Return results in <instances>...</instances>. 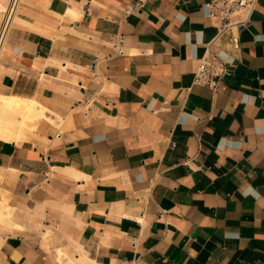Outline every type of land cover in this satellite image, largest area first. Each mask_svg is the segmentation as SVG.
Returning a JSON list of instances; mask_svg holds the SVG:
<instances>
[{
  "label": "crops",
  "instance_id": "0c3cea01",
  "mask_svg": "<svg viewBox=\"0 0 264 264\" xmlns=\"http://www.w3.org/2000/svg\"><path fill=\"white\" fill-rule=\"evenodd\" d=\"M208 1L24 0L0 96L35 119L0 138V264H264V0L218 38ZM207 49L234 59L217 91Z\"/></svg>",
  "mask_w": 264,
  "mask_h": 264
},
{
  "label": "built area",
  "instance_id": "2783aa9c",
  "mask_svg": "<svg viewBox=\"0 0 264 264\" xmlns=\"http://www.w3.org/2000/svg\"><path fill=\"white\" fill-rule=\"evenodd\" d=\"M23 2L24 0H10L0 14V58ZM259 3L260 0H210L202 8L207 17L216 21L218 31L215 38H218L232 29L247 27ZM233 45L239 48L238 37H233ZM233 61L230 56L207 49L199 59L194 83L217 91L229 74Z\"/></svg>",
  "mask_w": 264,
  "mask_h": 264
},
{
  "label": "bare ground",
  "instance_id": "6f19581e",
  "mask_svg": "<svg viewBox=\"0 0 264 264\" xmlns=\"http://www.w3.org/2000/svg\"><path fill=\"white\" fill-rule=\"evenodd\" d=\"M4 9L0 5V14ZM21 101L24 100L0 96V138L14 139L19 137V134L29 127L35 119L31 107H23ZM27 102L29 101L27 100Z\"/></svg>",
  "mask_w": 264,
  "mask_h": 264
}]
</instances>
